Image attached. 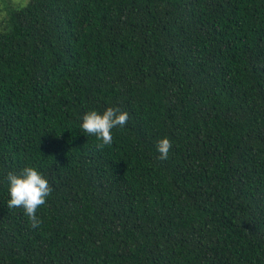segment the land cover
Returning <instances> with one entry per match:
<instances>
[{"label": "trees", "instance_id": "16d2710c", "mask_svg": "<svg viewBox=\"0 0 264 264\" xmlns=\"http://www.w3.org/2000/svg\"><path fill=\"white\" fill-rule=\"evenodd\" d=\"M107 107L128 120L97 150ZM24 167L53 189L38 229L7 207ZM0 264H264V0L5 4Z\"/></svg>", "mask_w": 264, "mask_h": 264}, {"label": "clouds", "instance_id": "9594fccd", "mask_svg": "<svg viewBox=\"0 0 264 264\" xmlns=\"http://www.w3.org/2000/svg\"><path fill=\"white\" fill-rule=\"evenodd\" d=\"M128 120V113L119 107H107L102 112L90 110L82 116L80 127L89 136H94L98 143L97 150L110 146L113 142V129L123 128ZM172 142L164 137L157 141L156 150L161 160L168 158ZM9 200L8 208H22L33 229H38L42 220L37 215L38 209L46 204L53 189L48 179L35 167H24L18 174H7Z\"/></svg>", "mask_w": 264, "mask_h": 264}, {"label": "rangeland", "instance_id": "374dc122", "mask_svg": "<svg viewBox=\"0 0 264 264\" xmlns=\"http://www.w3.org/2000/svg\"><path fill=\"white\" fill-rule=\"evenodd\" d=\"M25 1L26 0H9V1L0 0V19L3 15V11H5V4L20 5L23 4Z\"/></svg>", "mask_w": 264, "mask_h": 264}]
</instances>
